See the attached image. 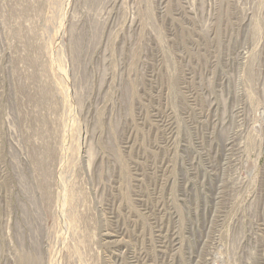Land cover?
Here are the masks:
<instances>
[{
    "label": "rangeland",
    "instance_id": "1",
    "mask_svg": "<svg viewBox=\"0 0 264 264\" xmlns=\"http://www.w3.org/2000/svg\"><path fill=\"white\" fill-rule=\"evenodd\" d=\"M0 264H264V0H0Z\"/></svg>",
    "mask_w": 264,
    "mask_h": 264
}]
</instances>
